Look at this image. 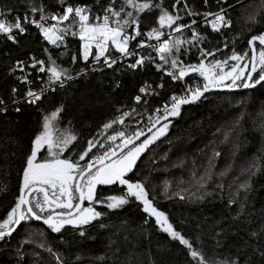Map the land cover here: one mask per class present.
Listing matches in <instances>:
<instances>
[{
  "label": "snow or ice",
  "instance_id": "6c2138e0",
  "mask_svg": "<svg viewBox=\"0 0 264 264\" xmlns=\"http://www.w3.org/2000/svg\"><path fill=\"white\" fill-rule=\"evenodd\" d=\"M59 3L62 5V13L46 14L45 8L35 3H30L29 12L23 17L16 15L9 19L8 17L12 16L11 11L7 13L0 11V35L12 44L20 45V38L28 33V26L31 25L38 29L39 35L48 45L56 49L65 47L66 51L60 56L68 54L66 38L69 35L78 37L80 41L78 57L85 62L86 68L91 65L92 71H103L106 68L116 72L123 68L125 71L137 72L146 70L152 65L157 72L163 73L173 82L184 81L190 73H196L202 78V83L182 87L179 94L173 91L162 106L150 112L147 115V135L140 127H135L131 131H128L127 127H123V130L114 129L115 125L125 126L126 118L130 119L136 112L135 107L128 111L117 109L119 115L102 125L104 133L113 130V134L107 135V142L100 143L89 139L86 147L72 155L66 153H73L76 148L74 142L78 140V136L70 127H58V114L64 111V105L60 104L55 110L44 115L42 130L31 139L29 151L25 154L20 173L19 195L0 219V243L7 247L22 222L30 221L42 222L51 233L59 234L62 242L67 231L85 237L86 228L94 221L98 222V227L101 229L107 226L103 222L107 214L97 211L95 205H102L113 211L129 204L130 198H134L142 205V211L146 214L144 223L154 219L159 231L166 233L173 241H178L188 250L190 264H264V225L258 231H249L247 238L239 236L233 244L234 250L230 248L226 256L213 259L201 248L195 247L174 227L169 216L159 210L154 200L149 198L143 181H132L129 178V173H133L137 168V162L142 155L150 146L166 136L173 119L181 117L184 106L196 105L207 100L205 94L213 90L232 92L237 89L255 90L258 86L264 87V31L253 34L247 39L248 48L243 54L233 49L231 55L217 59L216 54L222 49L203 47L205 42H211L209 36L193 27L197 23L196 20H192L190 24L183 23V17L179 13L183 12L188 17L202 15L204 24L211 29V32L223 36L225 29L232 28V20L223 7L227 4V0H216L220 5L218 11L203 13L196 12L189 5L188 0H173L171 10L164 7V0L158 2L123 0V6L119 8L115 7V0H109V3L102 8V15H94L91 6L87 4L72 5L66 3V0H59ZM96 4L99 5L100 0H96ZM203 4L208 7L209 0H203ZM237 5L243 6V0H235V3L229 4L228 7L235 8ZM156 9L159 10L155 20L158 26L148 27L145 24L148 30L142 31L141 14L151 13ZM262 11H264V0L260 8L248 16L247 22L264 27V21L260 16ZM185 30L190 31V37L184 36ZM132 41H136V49H151L154 55H143L142 51L130 50ZM223 47L227 48L228 44L225 42ZM193 48L199 53V62L185 63L181 57H186ZM43 51L47 55V60L35 56H30L27 61L15 60L10 75L19 71L21 74L15 76V80L19 85L27 87L21 93L17 84H12L6 98L0 95V115H5L9 111L21 114L24 110L21 105L36 106L45 98L47 92L54 93L57 87L63 89L69 81L88 74L81 69L73 75L69 69L57 63L59 57L54 58L48 47ZM78 57L72 55V62L75 63ZM209 57L212 59L209 60ZM125 60L130 62L123 65ZM26 68L46 74V87L41 86L39 90H34L31 87L33 83L30 79L31 73L26 72ZM115 87H120L118 81L115 82ZM164 87V83L153 87L145 82L137 89V94L132 96V100L136 105H148L149 100L146 97L159 95L157 90ZM258 116L259 123L255 121L253 123L264 137V110ZM245 119V114L240 113L223 131L225 141L233 135H239L243 130ZM97 148L103 151L93 153V149ZM213 156L219 157L221 153L216 151ZM260 159L257 157L246 169L249 178L261 171ZM230 168L231 165L221 175L226 174ZM203 180L204 177H201V181ZM116 184L124 186L126 192L122 195L98 196V185ZM200 186L203 187L204 184L201 183ZM248 187L247 181L240 185L241 189ZM164 191H168L167 184ZM179 198L183 200L184 196L179 195ZM85 201L87 206H84ZM242 210L243 205L241 211L237 213L238 217L243 214ZM217 236H222L225 240L231 239L230 234L225 231L217 233ZM252 241L260 243L256 244ZM31 243L32 240L23 239L15 248L17 264L25 260L23 246ZM221 246L220 240H217L216 247ZM38 247L49 253L56 264H65L59 251H55L51 246L45 247L44 243H40ZM33 255L40 258L38 252ZM97 259L104 260L106 257L101 256Z\"/></svg>",
  "mask_w": 264,
  "mask_h": 264
},
{
  "label": "trees",
  "instance_id": "16d2710c",
  "mask_svg": "<svg viewBox=\"0 0 264 264\" xmlns=\"http://www.w3.org/2000/svg\"><path fill=\"white\" fill-rule=\"evenodd\" d=\"M261 2L262 0H243V6L229 8L228 5L235 3V0H227V4L223 7L232 20V28L225 29L223 36L212 33L204 24L202 15L188 17L183 12L179 14L183 17V23L190 24L192 20H196L197 23L193 27L200 33L207 34L211 41L205 42L202 46L207 49L221 48L222 51L217 52L216 58L224 59L231 55L233 49L243 54L248 48L247 39L253 34L264 31V27L247 22L248 16L260 8ZM30 3L42 5L46 14L58 9V0H0V11L5 13L11 11L12 16L8 17L9 19L16 15L23 17L29 12ZM66 3L87 4L91 6L94 15H102V8L109 3V0H100L99 5L96 4V0H66ZM172 3L173 0H164V7L171 10ZM188 3L199 13L216 12L220 7L216 0H209L208 7L204 6L203 0H188ZM121 6L123 0H115V7ZM158 15V9L151 13H142L141 30L147 31L148 27L158 26L155 23ZM260 16L264 21V11ZM36 18H39L38 14ZM145 24L148 27H145ZM190 35V31L185 30L184 36L190 37ZM20 39V45H14L6 39L0 40V95L5 98L12 84H17L22 93L21 86L10 76V69L15 60H28L30 56L47 60V55L43 51L45 47L50 49L54 58L59 57L57 63L69 69L73 75L81 69L88 74L69 81L63 89L58 88L56 92L49 93L36 106L21 105L24 109L21 114L9 111L5 115H0V219L19 195L20 173L25 154L29 151L31 139L42 130L44 115L55 110L60 104L64 105V111L58 114V127H70L77 134L78 140L74 142L76 148L73 153H66L72 155L86 147L89 139L100 143L107 142V135L113 134V130L104 133L102 125L119 115L117 109L128 111L132 107L136 108L132 117L126 118L125 126H114L116 130H123V127L133 125L139 120H146L147 115L156 107L162 106L173 91L179 94L182 89L178 84L173 85L169 77L157 72L152 65L146 70L137 72L125 71L123 68L116 72L106 68L103 71H92L91 65L86 68L85 62L78 57L80 45L78 37L69 35L66 38L68 54L63 56L60 54L66 51L65 47L56 49L48 45L39 35L38 29L33 26L28 27V33ZM225 42L228 44L227 48L223 47ZM135 45L136 42L133 47ZM74 54L78 57L75 63L71 60ZM142 54L154 55L153 52H142ZM198 57L199 53L193 48L181 59L191 64L198 63ZM129 62L130 60H125L123 65ZM189 76L185 77L186 85L195 86L202 83L201 77L190 79ZM117 81L120 84L118 88L115 87ZM145 82L153 87L164 83L165 87L158 89L159 95L146 97L149 100L148 105H136L132 96L137 94V89ZM206 96L207 100L183 108L181 117L172 120L166 136L142 155L137 162V168L133 173H129V178L132 181L141 180L145 183L149 198L154 200L159 210L169 216L174 227L195 247L201 248L208 257L219 259L226 256L230 248L234 250L233 244L239 236L247 238L249 231H258L264 225V151L262 150L264 142H261L262 136L253 123L254 121L259 123L258 114L264 110V87L258 86L255 90L248 89L241 93L211 92ZM239 97L247 98V110L249 108V111L246 110L243 130L238 136L233 135L225 141L223 131L240 113H243L240 107H235L236 99ZM207 142L213 146V152H220L226 161L232 163L230 165L233 171L244 176L250 183L245 197L244 213L239 217L227 196L212 194L192 202L185 201V198L162 199V186L150 187V184L161 176L159 172L164 167L167 168L164 170L166 179L171 173L182 176L181 173L193 171L198 165L202 167V162L206 160L205 151L209 145L206 144ZM101 151L102 149L99 148L93 149V153ZM257 157L261 158V171L249 178L246 169ZM250 158L253 160H249ZM103 186L98 190L99 197L122 195L126 192V188L122 185ZM95 207L97 211L107 214L103 219L107 226L101 229L98 227V222L94 221L86 228L85 237L67 231L62 242L59 234L51 233L46 226L36 221L23 223L22 227L32 226L43 229L44 232L48 231L46 239L43 236V241L61 253L65 264H152V262L190 264L188 250L178 241H173L166 233L159 231L154 219L144 223L146 214L142 211V205L134 198H130L129 204L113 211L102 205ZM222 231L228 232L231 239L225 240L222 236H217V233ZM16 236L14 234L7 247L15 246ZM217 240H220L222 245L219 248L216 247ZM252 243L260 242L252 241ZM2 247L7 248L3 244ZM101 256L106 259L98 260L97 257ZM0 264L10 263L6 257L0 255Z\"/></svg>",
  "mask_w": 264,
  "mask_h": 264
},
{
  "label": "rangeland",
  "instance_id": "374dc122",
  "mask_svg": "<svg viewBox=\"0 0 264 264\" xmlns=\"http://www.w3.org/2000/svg\"><path fill=\"white\" fill-rule=\"evenodd\" d=\"M192 74L193 73H191L190 75ZM246 99L247 98L239 97L235 102V107H240L241 111L244 114L247 113ZM247 111H249V108ZM141 121L142 120H139L133 125H128V131L133 130L135 126L138 125ZM158 142L159 141H157L156 143ZM261 142H264V137H262ZM156 143L150 146L149 150L153 148ZM206 144L209 145L205 151L206 160L202 162V167L201 165H198L193 171L181 173L182 176L176 173H171L168 179L164 177V170L167 169L166 167H164V169L162 168L161 172H159L161 176L158 178V180L153 181L150 184V187L152 188V185L162 186V199L179 198V195H183L185 201L192 202L201 197L204 198L212 194L227 196L229 200L233 202L231 204L234 211L236 213L240 212L241 205H243L242 211L244 213L245 197L250 187L249 181H247L244 176H241V174L234 172L232 167L227 171L226 174L221 175V173L224 172V170L232 163L226 161V159L222 157V155L219 157H214V152L212 150L213 146L210 145V142H207ZM262 150L264 151V143L262 146ZM249 160H253V158H250ZM197 174L198 176H196ZM201 177H204L203 181H201ZM246 181L249 183V187L247 189H241L240 185L242 183H245ZM201 183L204 184L203 187L200 186ZM165 184L168 185L167 192L164 191ZM177 193L179 195H176ZM40 233H43V235H41ZM14 234L17 235L14 240L15 246L7 247L5 249L2 247V243H0V255L6 257L10 264H17L15 248L19 246L20 242L23 239H30L33 241V243L25 244L23 246L25 260L21 261L20 264H56L55 260L50 256L49 253L38 247L40 243H44L45 247H48L47 243L42 239L43 236L46 239L48 231L44 232L43 229L32 226H20L17 232ZM36 252L40 253L39 259L33 255V253Z\"/></svg>",
  "mask_w": 264,
  "mask_h": 264
},
{
  "label": "built area",
  "instance_id": "2783aa9c",
  "mask_svg": "<svg viewBox=\"0 0 264 264\" xmlns=\"http://www.w3.org/2000/svg\"><path fill=\"white\" fill-rule=\"evenodd\" d=\"M60 11H62V5L59 3V0H58V9L51 12V13H60ZM38 19V18H37ZM210 19V18H209ZM31 25H29L28 27H30ZM32 27V26H31ZM1 39H6L4 36L0 35V40ZM139 39V38H138ZM136 41H132L131 44H130V50H137V51H142V52H152L151 49H145V50H140V49H136L135 47H133V44L135 43ZM152 43H155V41H152ZM29 60V59H28ZM27 61V60H26ZM115 67V66H114ZM91 70H92V66H91ZM26 72L28 73H31L30 75V79L33 80V83L31 85V87L34 89V90H39V88L41 86H45L46 87V84H45V81L47 80V75L46 74H42V73H36L34 70L30 69V68H26L25 70ZM21 73H19V71H17L14 75H10L12 76L14 79H15V76H18L20 75ZM39 76V79H37V77ZM190 79H198L199 78V75L196 74V73H193L192 75L189 76ZM16 81V80H15ZM173 85H180L181 87H186L188 85H186V79L184 81H180V82H173ZM68 84V83H67ZM66 84V85H67ZM65 85V86H66ZM21 86V89H22V92L26 89L27 86L25 85H20ZM59 87H57L58 89ZM161 90V89H160ZM181 90V89H180ZM159 92V90H158ZM181 92V91H180ZM49 93H52V92H47L45 94L48 95ZM157 96V95H156ZM150 97H153V96H150ZM165 103V102H164ZM147 119L146 120H142L138 125H136L135 127H140V128H143L144 131H147Z\"/></svg>",
  "mask_w": 264,
  "mask_h": 264
},
{
  "label": "water",
  "instance_id": "95a60500",
  "mask_svg": "<svg viewBox=\"0 0 264 264\" xmlns=\"http://www.w3.org/2000/svg\"><path fill=\"white\" fill-rule=\"evenodd\" d=\"M246 90H248V89H237V90H234V91H232V92H229V91H227V90H223V91H221V90H213L212 92H222V93H241V92H245ZM209 93H211V92H209ZM209 93H206L205 95H207V94H209ZM186 106H189V105H186ZM186 106H184V107H186ZM174 120V119H173ZM145 134L147 135L148 133H147V131L145 132ZM141 139H143V137L141 138ZM99 186V185H98ZM36 222H38V223H41L42 224V222H40V221H36ZM22 225H23V222H22ZM21 225V226H22ZM45 226V225H44ZM20 227V226H19ZM19 227H18V229H19Z\"/></svg>",
  "mask_w": 264,
  "mask_h": 264
},
{
  "label": "flooded vegetation",
  "instance_id": "af4514ba",
  "mask_svg": "<svg viewBox=\"0 0 264 264\" xmlns=\"http://www.w3.org/2000/svg\"><path fill=\"white\" fill-rule=\"evenodd\" d=\"M101 187H104L103 185H99L97 186V193H98V190L101 188ZM84 206H87V201H85V205Z\"/></svg>",
  "mask_w": 264,
  "mask_h": 264
}]
</instances>
